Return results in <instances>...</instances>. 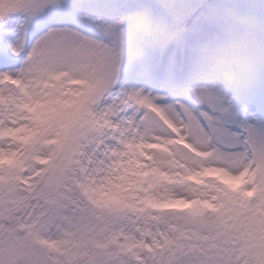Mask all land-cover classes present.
<instances>
[{
  "label": "snow or ice",
  "instance_id": "obj_1",
  "mask_svg": "<svg viewBox=\"0 0 264 264\" xmlns=\"http://www.w3.org/2000/svg\"><path fill=\"white\" fill-rule=\"evenodd\" d=\"M5 5L0 264H264V80L169 110L87 58L116 0Z\"/></svg>",
  "mask_w": 264,
  "mask_h": 264
},
{
  "label": "rangeland",
  "instance_id": "obj_2",
  "mask_svg": "<svg viewBox=\"0 0 264 264\" xmlns=\"http://www.w3.org/2000/svg\"><path fill=\"white\" fill-rule=\"evenodd\" d=\"M209 1L182 0L179 16L182 19L194 16L203 7L209 6ZM252 3L244 0L231 5L227 0H216L213 6L218 16L249 19L254 14V11H249ZM253 8L260 10L263 7L259 3V6H251ZM259 16L264 18L263 13H258L254 19ZM160 18V9L149 1L131 14H118L114 19L106 17L99 27L103 39H90L87 58L95 62L100 70L123 75L129 83L131 95L171 98L166 108L172 110L174 105H179L189 115L193 109L201 113L205 108L224 112L235 94L251 87L244 71L250 51L246 44L224 43L210 48L194 43H176L164 50V69L156 74L145 53L153 38L151 26ZM185 51L192 53L195 65L188 77L177 78L179 60L186 54ZM184 57L192 58L188 55Z\"/></svg>",
  "mask_w": 264,
  "mask_h": 264
},
{
  "label": "trees",
  "instance_id": "obj_3",
  "mask_svg": "<svg viewBox=\"0 0 264 264\" xmlns=\"http://www.w3.org/2000/svg\"><path fill=\"white\" fill-rule=\"evenodd\" d=\"M147 1L152 2L161 11V18L151 26L153 38L151 46L145 53V57L152 62L156 74L164 69L163 52L173 44L194 43L203 47L217 48L224 43H232L239 46L246 44L250 47V51L247 48L249 57L244 71L251 86L264 80V18L259 16L254 19L258 13L264 14V7L260 10L251 9L253 5L259 6V3L261 5V0H250L254 3L249 5V11H254V14L249 19L241 16L239 18L218 16L217 9L213 6L216 0H210V5L203 7L196 15L183 19L179 16L182 0H116L117 6L107 17L114 19L118 14L125 12L131 14ZM227 1L231 5H236L244 0ZM2 6H6L5 0H0V7ZM185 52L184 55L192 58H185L182 55L176 71L177 78L188 77L195 65L192 53Z\"/></svg>",
  "mask_w": 264,
  "mask_h": 264
}]
</instances>
